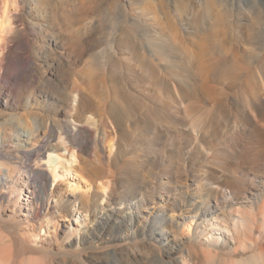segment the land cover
<instances>
[{"label":"rangeland","instance_id":"374dc122","mask_svg":"<svg viewBox=\"0 0 264 264\" xmlns=\"http://www.w3.org/2000/svg\"><path fill=\"white\" fill-rule=\"evenodd\" d=\"M116 1L107 0L97 5L101 21L99 28L94 30V37L107 44L115 43L117 50L107 61L102 57L94 61L89 69L91 91L87 93L95 105L103 104L113 113L123 109L122 98L126 94L131 100L140 98L152 107L154 162L148 163L137 156L143 153L139 145L145 140H136L135 133L131 132L118 135L113 151L107 150L98 160H92L87 170L97 182L106 178L114 180L112 190L107 189L103 198L99 188L92 184L89 202L96 204L98 209L103 207L102 212L109 208L123 211L132 194L142 189L148 201L145 211H141L146 220L141 223L152 222L148 227L154 232L167 231L169 238L175 236L177 242H170L173 249L184 241L182 249L173 258L180 257L190 248V264L219 260L224 264L245 257L252 262L263 259L260 247L251 245L232 252L205 249L202 253L200 246L187 241L186 237L195 213L188 209L189 206L177 210L174 204L184 201V196L194 198L193 201L202 200L206 193L204 181L212 174L209 168L224 172L221 171L222 154L228 156L226 161L233 162L230 168L239 171L246 189H250L252 177H264L263 167H253L241 156L242 135L250 134L255 138L253 132L256 130H250L247 114L264 110V0H118L124 4L122 9L117 7ZM123 11H126L125 16L120 15ZM33 33L28 30L27 37L34 38ZM23 41L24 36L16 50L20 67L12 74L17 79L26 72L31 74L36 60ZM181 99L187 106L186 112L184 106L178 107ZM48 105H34L26 116L48 119L53 114ZM196 119L209 144L195 140L189 131L190 121L197 122ZM173 122L177 125L175 129ZM184 122L186 125L182 124ZM253 146L259 144L254 142ZM42 151L44 155L37 164L45 163L47 159V152L43 148ZM231 175L225 177L226 187L235 186ZM25 185L40 196L39 188L31 182H19L14 187L18 191ZM133 185H138L139 190L134 192ZM48 188L52 193L48 201L50 207L46 209V205H40L44 225L41 238L35 237V228L39 226L33 216H28L23 223L0 219V259L9 264H36L34 260L38 264H102L103 261H106L104 264H158L155 260L152 262V257L157 256L154 248L160 245L155 241L148 242L151 247L143 250L147 261L121 253L119 261H114L101 248H77L80 236L65 238V229L99 231L100 226L95 224L91 211L86 217L84 213L75 214L78 216L75 224V216L68 212L70 193L51 177ZM166 190H170L168 198L171 194L176 196L174 200L168 202ZM108 194H111L109 202ZM242 208L248 209L246 205ZM102 212L99 215H103ZM169 215L175 220L169 219ZM199 221L197 216L192 221L190 235ZM114 222L116 227H129L120 217ZM160 250L163 252L162 246ZM173 258L164 257L163 260L172 262Z\"/></svg>","mask_w":264,"mask_h":264},{"label":"bare ground","instance_id":"6f19581e","mask_svg":"<svg viewBox=\"0 0 264 264\" xmlns=\"http://www.w3.org/2000/svg\"><path fill=\"white\" fill-rule=\"evenodd\" d=\"M105 1L107 0H0V219H15L23 223L28 216H33L39 226L35 228V237L41 238L44 225L40 205H46V209L50 207L48 201L52 198V193L48 185L51 177L53 182L64 185L70 193L68 212L75 216V224L78 223V216L75 214L84 213L86 217L91 211L95 224L100 226L99 231L90 228L65 229V238L80 236L77 248H101L114 261H119L120 253L132 254L135 258L147 261L143 250L150 248L151 241H155L160 245L154 248L157 256L152 257V262L190 264V248L180 257L173 258L182 249L184 241L177 243L173 249L170 242H177L175 236L169 238L167 231L154 232L148 227L152 222L141 223V220H146L141 211H145L148 201L142 189L132 194L123 211L109 208L102 212L103 207L98 209L96 204L89 202L92 184L99 188L103 198L107 195V189L112 190L114 180L106 178L99 180L101 183L97 182L98 180L89 176L87 170L92 160H98L107 150L109 153L113 151L118 135L131 132L135 133L136 140H145L139 145L142 146L143 153L137 156L148 163L154 162L152 107L140 98L131 100L126 94L122 98L123 109L113 113L109 110L111 108L103 104L95 105L87 93L91 91L89 69L94 61L98 57L107 61L117 50L115 43L107 44L94 37V30L99 28L101 21L97 5ZM116 2L117 7L122 9L124 4L118 0ZM122 13L124 14L120 15H126V11ZM28 30L35 32L34 38L27 37ZM23 36L26 50L32 53L30 55L34 59L39 57L42 60L34 61L31 74L26 72L20 78L17 75V79L12 74L20 67L16 50ZM15 43L18 45L14 46ZM41 103L49 104L53 114L48 119L28 118L26 114L32 107ZM184 105L181 99L178 107L183 108ZM183 109L184 112L188 111L187 106ZM261 110L247 114V122L252 128L248 129L256 131L253 132L255 138L250 134L242 135L244 145H241V156L247 164L264 168V110ZM192 121L187 125L194 139L209 144L210 141L201 132L202 126L200 127L198 120ZM176 123L172 125L174 129L178 125ZM182 124L186 125L185 122ZM254 142L259 146L254 147ZM42 148L47 152L46 164H37L44 155ZM222 155L224 170L221 171L224 172L220 173L218 168V175L217 169L209 168L212 174L204 181L206 193L202 200L193 201L194 198L186 199L184 196V201L174 204L177 210H181L182 206H189L188 209L195 213L189 222L188 231L186 228L187 241L198 244L202 253L205 249L209 252H232L238 248L244 249L247 245L259 246L264 253V177L250 178V189H246L239 171L234 172L230 168L233 162L226 161L228 156ZM226 171L232 174L236 187L225 186V177L228 175ZM213 172L217 175H213ZM149 174L153 175L152 172ZM19 182L36 184L40 196L35 190L26 188V185L17 191L14 186ZM133 186L134 192L140 188L138 185ZM166 191L168 202L174 200L176 196L171 194L168 198L170 190ZM147 192L151 190L147 189ZM111 194H108V202ZM55 202L56 200L53 205L56 207ZM245 205L247 210L242 208ZM101 212L103 215H99ZM161 215L164 220L163 213ZM196 216L200 221L190 235V226ZM117 217L121 221L125 220L129 227H116L114 221ZM168 218L175 220L173 215ZM161 246L163 252L160 250ZM164 257L173 258V261H164ZM34 263L38 264L35 260ZM206 263L222 264V261ZM0 264L9 263L0 259ZM224 264H264V258L252 262L245 257Z\"/></svg>","mask_w":264,"mask_h":264}]
</instances>
